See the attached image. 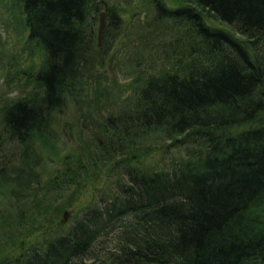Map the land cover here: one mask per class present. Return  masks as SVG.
I'll use <instances>...</instances> for the list:
<instances>
[{
	"label": "trees",
	"instance_id": "obj_1",
	"mask_svg": "<svg viewBox=\"0 0 264 264\" xmlns=\"http://www.w3.org/2000/svg\"><path fill=\"white\" fill-rule=\"evenodd\" d=\"M147 1L154 16L136 27L124 64L139 71L125 97L108 81L107 43L135 0H1L38 62L15 68L22 90L0 99V198L9 204L0 264H264V0ZM169 47V67L157 70ZM70 105L84 139L73 134L61 153L59 116ZM6 137L19 151L13 161ZM160 139L186 156L146 165L148 142ZM55 157L46 178L40 169ZM104 167L112 188L64 229L63 211ZM100 240L113 245L98 251Z\"/></svg>",
	"mask_w": 264,
	"mask_h": 264
},
{
	"label": "rangeland",
	"instance_id": "obj_2",
	"mask_svg": "<svg viewBox=\"0 0 264 264\" xmlns=\"http://www.w3.org/2000/svg\"><path fill=\"white\" fill-rule=\"evenodd\" d=\"M124 3V2H123ZM126 5V3H124ZM128 9V15L126 16V20L124 21L123 28L120 33L114 34L111 41L112 45H109L107 43V49H111L109 51V57L107 59L108 61V67L107 73H108V81L110 84L113 83V81H117V85L115 84L116 90H120L122 94L128 96L130 94L129 90L131 88V83L135 81L137 77L138 71L133 68V60L129 61L127 64H124L127 62L128 59V53L129 51L134 52V39L136 38V30L137 26L140 24H149L151 22L152 17L154 16V11L150 9L149 3L147 0H135V6L129 5L127 7ZM206 21L210 25H217V26H224L229 27L225 23L218 21L213 15L210 13H205ZM10 18L5 6L1 3L0 0V99L3 96L7 95H17L18 92H21V88L19 84H22L25 82V77L22 78L18 84V81L20 79V73L16 72L15 68H21V69H29L33 67L34 63L38 62V60H35L31 55L30 51L26 49L25 41L23 40V34L20 28L16 26ZM100 21H98V24L96 28H99ZM115 36V37H114ZM181 38L180 36L176 35V40ZM97 39V38H96ZM104 41V37L102 39V42ZM184 43V42H183ZM132 47V50H130ZM27 50V51H26ZM176 51H179L176 49ZM174 54L173 47H169V54H165V52H161V55L158 56V66L157 70H161L164 66H168L166 58L170 55L172 56ZM117 55L122 60V63L119 66L116 67V64L114 65V69L111 67L112 60L114 56ZM35 60V61H34ZM144 66V65H143ZM10 67V69H8ZM169 67V66H168ZM27 72V73H28ZM6 79H9V83ZM124 97V98H125ZM77 110L73 105H70L64 112V114L59 116V123H60V130H59V145L61 146V153H65L69 151L74 144L71 142V139L73 138V134L75 137L83 138L82 132H81V126L83 122L78 121L77 116ZM94 127V126H93ZM66 129V130H65ZM2 128L0 127V136H4L2 133ZM8 137L5 139V160L7 161H13L16 156H19V151L15 144L11 142ZM158 141V142H157ZM150 141L148 142L150 146L149 155L143 159L145 161L146 165L158 168H169L172 167L177 161L180 160L181 157L186 156V149L179 148L176 146H173V142L171 141ZM56 159H50L43 163V167H41L40 171L43 173H46V178L50 176L52 172L57 170L59 168L58 162H54ZM58 160V159H57ZM56 160V161H57ZM12 163H15L16 165L20 164L19 159L17 161H14ZM12 169V168H11ZM12 174H15L14 170H11ZM102 178H97L96 181L93 183V185H89L83 193L81 192L80 197L77 199V201L73 202V206L66 208L61 217L60 220L63 222L65 213L67 212V221L64 223V229H69L74 221L76 220L77 216H79L83 210L87 209L90 204H97L99 200H101L102 194L104 192V188L110 190L112 186H109L107 182L114 181V177H112L111 180H109V170L108 168H103L102 170ZM120 173V170L115 171L114 174ZM109 183V184H111ZM114 190V189H113ZM5 199V197H3ZM3 198H0V214L4 212L9 205ZM53 199V198H52ZM69 196L65 195L62 197L57 196L53 199V202H59L64 203L65 201H68ZM3 210V211H2ZM42 230L39 234H42V232H45L47 230L43 229L42 227L39 228ZM10 236V235H9ZM2 239H5L4 237ZM35 238L27 239V245L32 244ZM104 245L112 246L110 242L107 244H104V240H100V244L97 248L99 251L100 248H102Z\"/></svg>",
	"mask_w": 264,
	"mask_h": 264
},
{
	"label": "water",
	"instance_id": "obj_3",
	"mask_svg": "<svg viewBox=\"0 0 264 264\" xmlns=\"http://www.w3.org/2000/svg\"><path fill=\"white\" fill-rule=\"evenodd\" d=\"M107 25H108L107 14H106V12H101L100 13L99 33H98L99 43L102 42L104 32H105ZM66 221H67V212L65 213L63 222L65 223Z\"/></svg>",
	"mask_w": 264,
	"mask_h": 264
},
{
	"label": "bare ground",
	"instance_id": "obj_4",
	"mask_svg": "<svg viewBox=\"0 0 264 264\" xmlns=\"http://www.w3.org/2000/svg\"><path fill=\"white\" fill-rule=\"evenodd\" d=\"M123 223V222H122Z\"/></svg>",
	"mask_w": 264,
	"mask_h": 264
}]
</instances>
